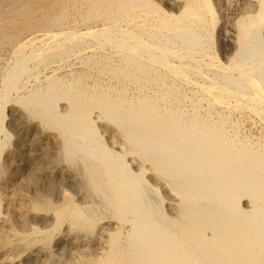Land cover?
<instances>
[{
    "label": "bare ground",
    "instance_id": "obj_1",
    "mask_svg": "<svg viewBox=\"0 0 264 264\" xmlns=\"http://www.w3.org/2000/svg\"><path fill=\"white\" fill-rule=\"evenodd\" d=\"M48 56L79 66L23 89ZM10 101L56 133L85 200L34 203L55 215L19 236L38 264L57 263L47 245L64 221L80 264H264V141L239 130L264 125V0H0L4 138Z\"/></svg>",
    "mask_w": 264,
    "mask_h": 264
},
{
    "label": "rangeland",
    "instance_id": "obj_2",
    "mask_svg": "<svg viewBox=\"0 0 264 264\" xmlns=\"http://www.w3.org/2000/svg\"><path fill=\"white\" fill-rule=\"evenodd\" d=\"M217 39H219L220 41ZM216 41L219 42V43H215V49H216L217 56L222 62H224L225 56L228 55L227 53H226V55L224 54V51L226 50L225 46H224V44L220 38L216 37ZM55 59L56 58L49 57V56L47 58H45L44 63L40 64L38 66V69L36 70V72H37L36 74L38 76L36 75L35 78L30 76L23 89H25L26 87H27L26 89L30 88V86L32 85V83L34 82L35 79H39L40 81H42L44 75L49 74L54 69V67H57L56 71H63V70H66L68 68V66L66 67V65H68V64H69L70 68H72V69H75L79 66L78 60L74 59L72 57L69 58L68 64H66V63L63 64L61 60H58V59L55 60ZM53 61H55V62H53ZM58 66H60V68H58ZM29 82H30V84H29ZM58 104H59V109H61L63 106V102L59 101ZM16 108H17V106H16V103L14 101H10V102L6 103V105L4 107V109H5L4 110V128L6 129V131L8 130L7 133L8 134L10 133V135L7 136V138H4L3 134H0V139L3 141V144H4V148L0 154V188H1L0 189V221H1L0 222V236L6 235L5 236L6 242L5 241L0 242V247H2V249L0 248V260H1L0 264H38L42 259H44V255L36 252L35 250L20 251V250H22V248L24 246L25 239L22 238V240H21V239H19V236L25 237V235L29 233L30 226H35L39 230L51 229L53 227V220L52 219L55 218V215H54V212L52 210L41 208V207H39V209H38V207H36L34 205V203H36V201L39 202V198H40V201L48 199L54 203L55 202L60 203L61 200L64 198V196H69L75 202L79 201V204H83L85 202V200L83 197H81L80 188L78 187V185H76L74 183L76 178L74 177V173L72 171L73 168L70 166L67 167L68 164L64 160H62V159H60L54 155L55 151H56V150H54V149H56V137H55L56 133L53 132L52 130H49V129H43L42 126L37 125L35 122L27 121V119H21L20 118L21 116H19V111H17ZM248 126H250V127H248ZM258 126L259 127L262 126V127L259 128ZM240 128H239L240 133L248 136L250 139L253 137L252 140H254L256 138V139H259L261 141H264V125H262L260 123L252 122V121L248 120L247 118H241ZM249 131H250V133H249ZM101 132H102V134H104L103 138L107 139V143L108 142L110 143V141L108 139V135L102 130H101ZM31 133H33V134L31 135ZM260 134H261V136H260ZM43 141H44V143H43ZM41 144H43V145H41ZM49 148H51V149H49ZM6 152H9V153L5 154ZM2 153L4 156L2 155ZM46 153L49 154L48 157L46 156ZM24 154H26V155H24ZM29 154H31V155L29 156ZM37 157H38V159H37ZM47 159H49V160H47ZM17 161H18V163H17ZM34 161H36V162H34ZM46 161H47V163H46ZM43 164H44V166H41ZM61 164L63 166H61ZM49 165H52L54 167L52 168V166L50 167ZM58 166H59V168H58ZM63 169H65V170H63ZM52 170L54 172L57 171L58 173L57 172L54 173ZM44 173H45L46 177H45ZM52 173L54 176L52 175ZM2 174H3V176H2ZM61 174H63V175H61ZM19 177H21V178H19ZM55 178H58V179H55ZM36 184L38 187L36 186ZM2 188H5V190ZM66 188H67V190H66ZM45 189H46V191H45ZM47 191H48V193H47ZM54 191H56V192H54ZM45 192L48 195H46ZM37 194H39V195H37ZM54 195H56L57 197ZM34 199H36V200H34ZM29 203H31L30 206H29ZM27 209H29V211ZM22 211H24V212H22ZM47 214H49V215H47ZM53 215H54V217H53ZM19 216H22V217H19ZM20 222H23L24 226H22V225L20 226ZM107 222L108 221L105 218L98 222V224L96 226V234L98 232H100L101 230H104V231L107 230V228H108ZM14 225H15V227H14ZM11 226H13L15 229ZM10 227L12 229H14V231L16 230L17 232L15 231V233H8ZM48 227H50V228H48ZM6 228H8V229H6ZM17 228H18V230H17ZM25 230H27V231H25ZM57 230H59V231H56L57 233H55L54 237L50 240L49 244L47 245V247L49 248L50 254H52L51 257H52V259H54L53 263L57 262L56 264H75V263L80 264L82 260H84L85 258L88 257V255L83 251V247L79 246L78 244H73L71 240L70 241L64 240V239H66L67 234H69V232H71V230H72V227L69 226L66 221L61 223L58 226ZM60 233H61V235H60ZM62 234H63V236L64 235L65 236L63 237ZM58 237H60V238H58ZM11 239H13V240H11ZM16 240H17V242H15ZM7 242H9V243H7ZM12 242H13V244H12ZM1 243L2 244L5 243V244H3L4 246ZM42 244L43 243L41 241H39V242H37L36 246H41ZM10 245L13 249L10 247ZM16 246H17V248H16ZM100 246L101 245L98 244L96 241H93L92 253L96 252V254L99 255L102 251V246L101 247ZM57 247H58V250L55 249ZM96 249H99V250L96 251ZM59 251H62V252H59ZM65 251H67V252H65ZM79 252H80V254H79ZM59 253H62L63 255L60 254V255H62V256H60ZM13 254H15V255H13ZM78 254H79V256H78ZM10 256H12V258ZM34 259H35V261H34ZM5 260H6V262H5Z\"/></svg>",
    "mask_w": 264,
    "mask_h": 264
}]
</instances>
